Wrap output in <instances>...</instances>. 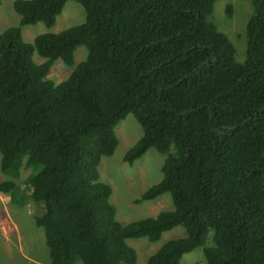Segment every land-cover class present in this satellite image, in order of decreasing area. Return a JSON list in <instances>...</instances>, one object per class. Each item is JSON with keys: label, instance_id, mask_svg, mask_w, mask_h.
Here are the masks:
<instances>
[{"label": "trees", "instance_id": "16d2710c", "mask_svg": "<svg viewBox=\"0 0 264 264\" xmlns=\"http://www.w3.org/2000/svg\"><path fill=\"white\" fill-rule=\"evenodd\" d=\"M68 1L83 7V24L24 42L22 27L52 28ZM216 1H14L19 25L0 34V170L24 157L26 168L42 166L30 196L45 207L35 223L50 264H136L129 239L155 243L176 227L186 236L146 264H181L211 231L206 264H264V0H251L243 63L209 19ZM82 46L87 59L60 84L48 80ZM130 114L143 136L124 160L152 148L166 156L162 180L136 203L170 194L174 209L122 225L98 167ZM14 188L0 183L1 193Z\"/></svg>", "mask_w": 264, "mask_h": 264}, {"label": "rangeland", "instance_id": "374dc122", "mask_svg": "<svg viewBox=\"0 0 264 264\" xmlns=\"http://www.w3.org/2000/svg\"><path fill=\"white\" fill-rule=\"evenodd\" d=\"M15 0H1L0 34L11 27L19 25L20 16L15 12ZM253 13L251 0H217L210 21L217 29L228 36L236 49V61L243 63L246 59L248 21ZM86 20L83 7L75 1H68L57 17L56 24L47 28L43 23L22 27L25 43L33 44L35 37L44 33L58 34L70 27L81 25ZM88 51L80 47L75 52V64L66 66L62 60L54 62L48 80L58 85L66 80L73 70L87 59ZM33 62L40 65L45 59L34 53ZM119 145L111 157H104L98 167L100 182L111 187L110 202L116 210V220L126 225L131 222L155 218L161 212L174 209L170 194H164L152 201L136 203V200L162 178V166L166 156L152 148L133 165H129L124 156L143 136V130L133 115H128L115 129ZM41 165L26 168V158H19L16 168L10 173L0 170V183L11 181L14 190L9 193L0 192V264H50L49 249L46 244L44 230L37 227L35 216L45 212L42 203L36 204L30 196L31 183L29 177L35 175ZM16 195L19 202L24 199V205L8 203V197ZM186 236L182 227H176L165 232L159 241L152 243L146 238L129 239L128 245L137 253L136 264H146L165 243ZM213 246L211 231L205 245L186 254L181 264H206L203 253L205 247ZM77 264H82L81 262Z\"/></svg>", "mask_w": 264, "mask_h": 264}, {"label": "crops", "instance_id": "0c3cea01", "mask_svg": "<svg viewBox=\"0 0 264 264\" xmlns=\"http://www.w3.org/2000/svg\"><path fill=\"white\" fill-rule=\"evenodd\" d=\"M8 203L9 204H15L14 202H12V196H9L8 197ZM15 205H18V204H15ZM20 206V205H19Z\"/></svg>", "mask_w": 264, "mask_h": 264}]
</instances>
